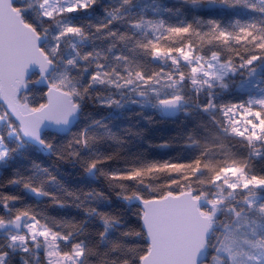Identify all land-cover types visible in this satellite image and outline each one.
Here are the masks:
<instances>
[{
	"label": "trees",
	"instance_id": "trees-1",
	"mask_svg": "<svg viewBox=\"0 0 264 264\" xmlns=\"http://www.w3.org/2000/svg\"><path fill=\"white\" fill-rule=\"evenodd\" d=\"M19 2L27 19L40 32L41 20L46 21L45 28L49 30L61 24L80 28V35L70 36L64 46L68 57H75L73 74L82 73L87 84L89 77L99 72L104 83L92 85V103L88 106L91 118L99 121L90 134L98 139L81 149L75 160L64 161L53 154L59 151L66 136L45 133L43 145L55 146L48 149L47 155L23 137L19 145L7 139L5 129L0 131L7 150L0 169V218L8 221L18 211L28 212L41 225L68 236L66 243H58L61 255L71 254L74 244L91 249L94 254L86 256L87 264H137L136 254L145 243L142 236L134 235L142 231L140 205L135 199L125 201L123 196L136 192L148 197L147 186L154 175L177 179L192 177L195 171L186 168L180 172L150 173L135 181L115 180L113 176L153 164H190L195 160L201 161L200 171L205 172L208 159L225 167L244 169L250 153L245 140L224 133L217 114L196 108L205 103L190 90L188 73L178 86L186 114L179 110L172 119L162 117L159 101L171 95L167 90L147 92L162 71L153 63V54L187 47L197 56L216 55L220 62L238 68L250 55L260 54L257 46L264 39V0H95L86 9L55 14L52 20L41 19L32 0L23 5ZM220 32L225 34L226 42L217 38ZM253 37L256 40L250 42ZM84 56L88 59H80ZM45 82L37 74L32 75L19 99L30 107L40 104L44 101ZM135 87L145 95L141 103L129 105L127 94ZM234 92L231 89L222 94V100L228 104L239 102L240 97ZM0 109L4 110L1 103ZM7 117L18 129L14 120ZM74 130H84L83 122L76 121ZM81 160L98 161L89 176L82 171ZM33 189H38L41 199L31 196ZM85 193L90 195L85 198ZM101 214L111 224L103 240L99 235L105 231ZM2 233L0 250L8 252L7 264H20L21 255L10 252L9 241ZM112 243L122 247L112 251ZM210 253L211 250L207 258Z\"/></svg>",
	"mask_w": 264,
	"mask_h": 264
},
{
	"label": "snow or ice",
	"instance_id": "snow-or-ice-1",
	"mask_svg": "<svg viewBox=\"0 0 264 264\" xmlns=\"http://www.w3.org/2000/svg\"><path fill=\"white\" fill-rule=\"evenodd\" d=\"M94 3L95 0H73L70 6L65 7L61 11V14H72L86 9ZM47 4L48 0H43L40 4V14L44 19L52 20L57 9H49ZM9 8H11L10 11ZM209 23L211 24L213 22L209 21ZM10 28H14L16 40L23 50L21 57L14 65L10 62L8 53V31ZM184 31H187V29ZM80 33L81 29L78 27L71 25L63 26L54 37V40L57 42L55 44V51H60V41L65 37L79 36ZM248 35H251V33H245V36ZM41 38V32L27 19L26 11L18 6V0H0V102L7 105L13 118L19 124L18 131L23 136L31 137L37 142L44 144V141L40 139L39 135L41 125L45 121L57 125L66 124L70 116L78 108V104L72 98L78 96L79 93L75 88L71 91L62 90V87L56 82H48L46 80L47 91L43 94L45 98L43 102L30 107L21 99H18L20 95L19 90L22 87L25 89L27 87L25 71L28 66L30 64L37 65L41 73V78H44L45 73L53 64V60L49 56L47 49L39 46ZM217 38L226 42V36L223 32H220ZM255 40L256 37H253V40L250 42H254ZM257 47L260 50V54L250 55L248 59L243 60L241 67L250 66L254 62L264 59V39H261ZM76 56H79V53H76ZM216 58L217 57L214 55L213 59ZM80 59L87 60L88 57L84 56L80 57ZM66 63L69 67H75V57H69ZM96 67L100 68L101 66L96 65ZM221 67L224 66L222 65ZM229 70L234 71V69ZM195 71L196 69H193V72ZM254 71V68L248 67V75H252ZM66 79L67 73H65L61 79V84H63ZM94 81L104 83V81L100 79L99 72L89 77V83L85 91L92 87V82ZM175 99H179V97ZM173 102L172 100H161L160 104L167 107ZM113 103H115V101H113ZM250 103L258 104L260 109L264 110V97L259 100L250 101ZM203 110L206 111L207 109L205 108ZM249 110L250 109H246V111ZM253 115H255V113H253ZM260 115L264 117V111H261ZM246 139H248L249 146H251L254 137L250 136ZM3 155H5V153L0 152V156ZM97 163L98 161L91 162L88 165V169L92 170L96 167ZM200 164V160H195L190 164H169L167 162L159 165L153 164L146 169H134L127 175L113 176L112 179L135 181L138 177L150 173L180 172L186 168L192 169L198 173L200 171ZM237 170L239 171V169ZM248 183L253 187L264 186V177H251ZM25 187H28V185H25ZM165 187L167 188V194L162 191L159 193L152 192L151 195L145 197L141 193L133 192L131 195L123 196L125 201L135 199L140 205L138 215L142 231L135 232L134 235L138 237L142 236L145 243L143 250L136 254L137 264H198L201 252L207 247V235L216 224L215 214L221 210L220 205L224 203V200H209V208L202 209L199 206V201L203 198V193L198 195L184 193V199L181 201L178 197L173 196V188L171 185H165ZM244 187H248V184H245ZM33 191H38V189H33ZM229 195H231V193H229ZM168 196H172L176 204L181 205L191 217L192 231L183 238L179 235V225L172 219V213L175 209L160 206L159 202L162 199L167 200ZM9 199H15V197H5V200ZM245 203L248 204L249 210L253 209V203L248 202L247 198H245ZM5 207H7L6 204ZM229 211L237 218L235 227L224 225L222 237L218 238V246L215 247V254L211 257L213 264H225V259L227 260V264H243V261L239 260L240 256H245L248 260L254 259L248 253L243 252V250H234V245L237 243L236 233L240 228L248 224L247 216H242L244 210L240 209L238 211L235 208H230ZM256 211L264 216V204L259 205ZM24 217L33 221L31 224L27 225V229L29 235L33 237L34 243L35 236L43 237L45 240L43 253L44 257L47 258V264H54V261L57 259H72L73 255L83 260L84 264H87L86 256L94 254L91 249H86L82 244H74L71 254L65 253L61 255L60 251H58L60 245L56 243V241L57 239L66 241L68 236L55 232L45 225H41L35 217L30 216L26 211H18L14 218L8 221L0 218V227H3L6 223L15 225ZM100 219L105 224V231L99 234L100 238L103 240L111 224L110 220L103 214L100 215ZM38 229L40 230L38 231ZM125 235H128V233H125ZM10 241L11 243L8 245L9 248L17 241L27 245L28 237L23 234L11 235ZM244 243L249 244L251 242L244 240ZM251 246L264 250V240H257L254 244H251ZM35 247L39 248L40 244L35 243ZM121 247L122 245L120 243L111 244L112 251H116ZM129 250L135 251V249ZM21 251L29 252L30 249L25 246ZM7 256V251L0 250V264H7ZM34 259H38V257H34ZM72 264H77V261L72 260Z\"/></svg>",
	"mask_w": 264,
	"mask_h": 264
},
{
	"label": "rangeland",
	"instance_id": "rangeland-1",
	"mask_svg": "<svg viewBox=\"0 0 264 264\" xmlns=\"http://www.w3.org/2000/svg\"><path fill=\"white\" fill-rule=\"evenodd\" d=\"M26 1L21 0L19 3L23 5ZM36 4V10L41 19H44L40 14V4L43 0H32ZM73 0H48L47 7L49 9H57L55 14H60L61 11L71 5ZM65 26V24L57 25L54 30L45 28L46 35L51 34L54 38L58 31ZM42 34V32H41ZM45 36V31L44 34ZM69 37H65L61 43V48L69 43ZM46 43V42H45ZM202 58L193 53L190 48H183L173 53L154 52L152 61L159 65L162 71L152 80V84L148 86L147 92L149 94H157L163 90H167L171 97L168 99H175L179 97V83L184 79L188 73L190 81V90L193 91L198 97H201L205 103L204 107L197 106L196 108L202 112L217 114L222 124L224 133L229 136L243 139L248 143L247 137H254L252 145L249 146V161L244 169L225 167L213 159L206 161L207 171L198 173L195 171L192 177H180L177 179H166L163 175H154L147 186V190L159 193L165 192L167 188L165 185H171L173 188V196L189 192L192 195L203 193V198L200 200V207L202 209L209 208V200L223 199L224 203L220 205V211L215 214L218 226L214 225L213 230L210 231L207 240L206 254L211 250L209 257L206 259V264H213L211 257L215 254V247L218 246V238L222 237L224 225L235 227L237 218L233 215L230 208L236 210L243 209L242 216L246 215L248 224L240 228L236 233L237 243L234 245L235 251L243 250L254 259L248 260L245 256H240L239 260L243 264H264V250L253 248L257 240H264V216L260 215L256 208L264 204V186L253 187L249 182L251 177H264V117L258 111L260 106L255 103H250L253 100H259L264 97V60L254 62L247 67H233L230 63H222L218 59ZM64 58L68 59L67 52L64 53ZM224 67H221V66ZM248 67L254 68L255 71L252 75H248ZM193 69H196L193 72ZM229 69H234L231 71ZM58 79L57 74H52L48 78V82ZM46 84V82H45ZM233 89L240 97L239 102L235 104H228L222 100L221 95ZM127 104L134 105L142 102L145 94L138 87L130 89L127 94ZM167 100V99H163ZM186 105L182 104L179 109L183 111ZM207 109L206 111L203 109ZM246 109H250L246 111ZM184 114L185 111H183ZM255 113V115H253ZM6 130L7 139L14 141L20 145V134L17 128H14L8 120L7 114L4 110L0 109V131ZM235 130V131H234ZM19 137V138H18ZM0 152L5 155L0 156V169L4 166L7 158V150L3 145L0 138ZM239 169V171L237 170ZM215 177V179H214ZM248 184V187H244ZM200 186L198 189L195 186ZM203 189H208L203 192ZM151 190V192H150ZM231 193V195H229ZM245 198L250 203H253L252 210L248 209V204L245 203ZM202 205V206H201ZM210 210V209H209ZM33 221L24 217L22 232L28 237L27 245L21 244L17 241L9 248L12 254H19L20 264H47V258L44 257L43 247L45 240L43 237L35 236V243H39L40 247H35L33 237L29 235L27 225ZM11 226V223H6ZM40 229H38L39 231ZM13 233L9 228L3 231L2 236L8 239L9 244L11 235H20ZM244 240L251 243L246 244ZM67 242L57 239L56 243ZM27 246L30 251L23 252L21 249ZM59 251V249H58ZM38 257V259H34ZM205 259V260H206ZM72 260H76L80 264L81 259L72 256V259L55 260L54 264H72ZM202 262L201 264H203ZM225 264L227 260L225 259Z\"/></svg>",
	"mask_w": 264,
	"mask_h": 264
},
{
	"label": "clouds",
	"instance_id": "clouds-1",
	"mask_svg": "<svg viewBox=\"0 0 264 264\" xmlns=\"http://www.w3.org/2000/svg\"><path fill=\"white\" fill-rule=\"evenodd\" d=\"M45 24L46 21L41 20L38 27H40L42 34L45 31ZM50 27V25H49ZM45 45L44 47L47 49L49 56L53 60L52 66L49 67L48 71L50 73H54L58 75V79L54 80L57 84L63 87L65 90L71 91L73 88L79 93L78 96H74L72 99L78 104L77 110L70 116L68 122L66 124L61 125H68L66 129V138L64 142L60 145L59 151L54 152L59 159L68 161L70 158L75 160L80 155V150L86 147H90L92 143H95L98 139L92 133V126L98 124L99 121L93 120L91 118V112L88 110V106L92 103V93L91 87L85 91L88 83L86 84L81 76L82 73L76 72L73 74V70L75 67H69L66 63L67 59L64 58L65 49H60L59 52L55 51V44L57 43L54 38H52L51 34L45 36ZM60 43H64L60 41ZM67 73V79L63 84H61V79L63 78L64 74ZM106 79V78H105ZM100 83L99 81L92 82L93 84ZM73 121L83 122L84 130H74ZM44 147L46 149H52L55 146L51 143L45 144ZM93 162L91 160H81V168L82 171L87 174L90 173L92 170L88 169V165ZM90 195V193H85V198ZM83 203V201H81ZM86 211H88L86 209ZM94 211V209L92 210ZM218 226V221L216 224ZM213 230V227L211 231ZM103 264V262H102Z\"/></svg>",
	"mask_w": 264,
	"mask_h": 264
},
{
	"label": "water",
	"instance_id": "water-1",
	"mask_svg": "<svg viewBox=\"0 0 264 264\" xmlns=\"http://www.w3.org/2000/svg\"><path fill=\"white\" fill-rule=\"evenodd\" d=\"M10 10H11V8H9V11ZM45 42H46L45 36L42 35V38L39 41V46L42 47L45 44ZM22 51L23 50H22L21 45L16 40L14 28H10L8 31V53H9L10 62L13 65L15 63H17V61L21 57ZM34 74H37L42 81H46L51 76L52 73H50L47 70V72L44 75V78H41V73H40L38 66L35 64H30L25 71V81L28 82L29 78ZM24 90H25V88L22 87L19 90V92L21 93ZM46 91H47V87H46ZM18 99H19V97H18ZM167 100H172L174 102L169 104L167 107H165V106H162L160 104V101H159L158 108H159L163 118L172 119L177 115L179 109L182 107V100H181V98H179V99H167ZM0 103L3 106V108L5 109L7 115L10 116L14 120V122L17 124L18 129H19V124L13 118L11 111L7 108V105L4 104L3 102H0ZM75 122L76 121H73V126H74ZM67 128H68V125H61V124L57 125V124H53L49 121H45L41 125L40 130H39L40 139L42 140V136L45 133L55 134L58 136H66V134H67L66 129ZM20 135L31 146L39 149L44 154L50 155V151L48 149H46L43 144L37 142L36 140L32 139L31 137H25L21 133H20ZM92 171H93V169H92ZM89 175H90V173H88V176ZM186 193L191 194L189 192H186ZM183 194L184 193H182L180 195H174V196L178 197V199L182 201L184 199ZM31 196L37 200L42 198V194L39 192H36V191H31ZM159 203H160V206H162V207H169V208L175 209L172 213V219L179 225L180 237L183 238V237L189 235L192 231L191 217L183 209V207L181 205H177L176 202L173 200L172 196H168L167 200L162 199ZM200 203H201V201H199V205H200ZM23 223H24V218H22L20 221H18L15 225L12 224L11 226H8L7 224H5L3 227H0V232L9 228L13 233L20 234L22 232ZM209 234H210V232L207 235V240H208ZM206 249H207V247L201 252L199 260H198V264H201L202 262L205 261Z\"/></svg>",
	"mask_w": 264,
	"mask_h": 264
}]
</instances>
